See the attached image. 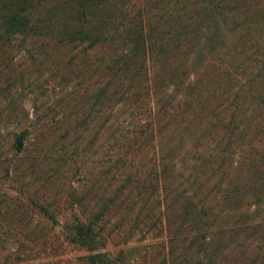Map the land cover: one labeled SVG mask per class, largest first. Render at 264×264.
Wrapping results in <instances>:
<instances>
[{"label": "trees", "instance_id": "16d2710c", "mask_svg": "<svg viewBox=\"0 0 264 264\" xmlns=\"http://www.w3.org/2000/svg\"><path fill=\"white\" fill-rule=\"evenodd\" d=\"M262 24L264 0H0V72L23 46L32 63L90 51L98 76L63 94L57 115L52 106L37 113L34 104L32 116L21 107V160H0L1 174L18 183L13 200L52 221L69 206L64 236L87 250L84 264H129L136 256L126 236L153 224L152 194L166 231L161 264H234L223 250L241 231L264 238V220L255 219L264 201ZM21 80L0 86L9 105ZM235 81L227 100L221 85ZM118 104L129 108L126 122L102 115ZM135 121L145 133L133 147L137 136L125 133ZM105 131L113 148L91 170L90 149ZM111 234L121 238L114 252L103 248ZM238 251V264H264V245Z\"/></svg>", "mask_w": 264, "mask_h": 264}, {"label": "rangeland", "instance_id": "374dc122", "mask_svg": "<svg viewBox=\"0 0 264 264\" xmlns=\"http://www.w3.org/2000/svg\"><path fill=\"white\" fill-rule=\"evenodd\" d=\"M262 27L264 28V24H262ZM260 41L264 43L263 38ZM59 52L53 51L51 53L36 55L32 63L31 59L24 57L26 52L23 46H21L13 49L11 63L2 65L3 68H1L0 72L1 87L5 86L9 82L10 77L16 74H20L22 80L19 82L18 87H16L15 94H13L12 104L17 106V109H8L12 104L9 105L7 103L8 99L2 98L0 95V160L4 162H7L9 159L15 161L21 160L19 159L21 152L17 151L14 147V144H17L19 139L21 141L19 147L22 146V142L24 143V136L21 130L25 125V121H23V117L21 116V107L26 109L31 115L34 113V110H32V105L34 104L40 105L37 113L43 111L48 106H52L54 107V111L51 110L53 111L52 113L57 115L60 113V105L59 103L56 104V101L63 94L76 86V84L93 83L98 78L94 70V57L90 51L88 54L77 53L74 49H62ZM70 59H72V64H68ZM256 63L257 61L248 62L245 73L247 74L252 71L254 69L253 65H256ZM236 75L238 76L236 78L238 83L241 82L243 78L239 77L238 73ZM236 83L235 81V84L232 83V85L230 83L221 85L220 90H222L221 93L224 98L227 97L229 92H232ZM170 87V85H167L168 89ZM1 90L4 92L3 88ZM226 99L228 100V98ZM223 105L225 103L220 104L219 108H222L220 115L225 119L228 116V112L223 108ZM128 114H130L129 108H123L122 104H118L117 109L115 108L114 110L106 106L102 112V115L107 116V118H112L116 115L118 118L125 117V122L127 119H130V115ZM141 117L147 116L142 114ZM142 125L137 124L135 121L132 125L127 124L126 133L125 131L122 132L130 140L134 138V135L137 136L136 141L131 143L133 147L136 144L139 146L138 143L145 133V128ZM106 132L103 133L104 136L100 137L90 149L94 152L93 154H89L86 166L89 169L91 168V170L98 169L96 165L99 163V158L105 157L106 153L110 151L109 148H113V146H110V143L113 142L112 137L106 136V134H109V132ZM211 134L215 137L213 132ZM262 135L264 136V132ZM127 137L125 141L129 144ZM206 140L210 141L208 138ZM151 150V146H148L147 149L145 147L142 151L143 155L141 156L142 158L140 157V162L147 160ZM93 159H97V162H94ZM106 166L107 162L101 167L106 168ZM80 182L77 180V184H80ZM73 183L75 184L76 182L73 181ZM17 186L18 183L14 180H9L0 171V264H84L81 256L86 254L87 250L76 243L68 241L64 236L62 223L65 213L69 211V206H63L62 210L57 214L58 220L52 221L36 213L25 199H20V203L17 205V202L13 200L16 195H21L16 190ZM147 203L149 207L147 213H152L151 219H154V222L149 228L144 229V231L136 229L133 233H128V236L125 235L127 239L125 245L128 246L127 252L129 258L131 259L136 256L129 264H161L159 255L164 250L161 241L166 239V231L159 220L161 214L157 211L160 206L155 199V195L151 194ZM253 207L254 205L251 206V208ZM261 207L263 208L259 209L258 215L255 216L257 220H264V201L261 202ZM146 208H143V212ZM261 234L260 229L254 230L249 228L241 231L236 239L238 244L233 242L223 250L225 259L238 264L240 254L238 249H252L256 244H262L263 246L264 238ZM120 241L121 238H118L116 235L112 236L111 234L106 239L103 248L114 252L122 246ZM15 255H18V258ZM256 262H253V264H257Z\"/></svg>", "mask_w": 264, "mask_h": 264}, {"label": "water", "instance_id": "95a60500", "mask_svg": "<svg viewBox=\"0 0 264 264\" xmlns=\"http://www.w3.org/2000/svg\"><path fill=\"white\" fill-rule=\"evenodd\" d=\"M17 145H18V146L21 145V141H20V139L17 141Z\"/></svg>", "mask_w": 264, "mask_h": 264}]
</instances>
